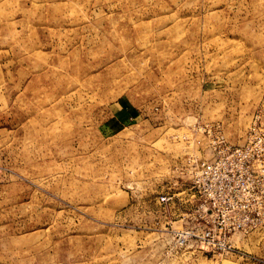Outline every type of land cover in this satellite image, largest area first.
<instances>
[{"label": "rangeland", "instance_id": "1", "mask_svg": "<svg viewBox=\"0 0 264 264\" xmlns=\"http://www.w3.org/2000/svg\"><path fill=\"white\" fill-rule=\"evenodd\" d=\"M256 116L264 0H0V264H264V225L174 235V167Z\"/></svg>", "mask_w": 264, "mask_h": 264}, {"label": "built area", "instance_id": "2", "mask_svg": "<svg viewBox=\"0 0 264 264\" xmlns=\"http://www.w3.org/2000/svg\"><path fill=\"white\" fill-rule=\"evenodd\" d=\"M259 119L242 144L208 128L210 157L190 153L174 167L176 181L189 185L193 207L181 216L185 226L174 232L176 244L191 241L206 252H227L232 236L264 225V127L256 125ZM172 197L162 193L157 203L165 205Z\"/></svg>", "mask_w": 264, "mask_h": 264}]
</instances>
